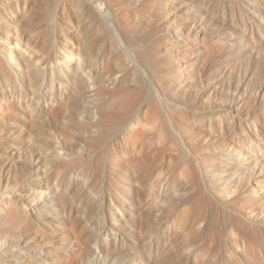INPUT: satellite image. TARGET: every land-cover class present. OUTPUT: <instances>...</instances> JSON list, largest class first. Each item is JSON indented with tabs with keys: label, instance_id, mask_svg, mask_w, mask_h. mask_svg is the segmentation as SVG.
Masks as SVG:
<instances>
[{
	"label": "rangeland",
	"instance_id": "1",
	"mask_svg": "<svg viewBox=\"0 0 264 264\" xmlns=\"http://www.w3.org/2000/svg\"><path fill=\"white\" fill-rule=\"evenodd\" d=\"M86 2L0 0L41 39L0 73V264H264V0H115L94 101L56 60Z\"/></svg>",
	"mask_w": 264,
	"mask_h": 264
},
{
	"label": "bare ground",
	"instance_id": "2",
	"mask_svg": "<svg viewBox=\"0 0 264 264\" xmlns=\"http://www.w3.org/2000/svg\"><path fill=\"white\" fill-rule=\"evenodd\" d=\"M108 1H109V3H108ZM108 1L87 0V2L85 3V7L87 8L86 9L87 11L85 12V14L87 16V20L89 22H91V23H89V26H87V28L83 27V26L81 27L82 19L77 14L78 10L68 13L67 17L65 18L66 19L65 22H66L68 27H66V29H63V33H64L63 34L64 35L63 42L59 43L60 44V46H58L59 51H58V55L56 57L57 58L56 59L57 60V66H59V68L61 67V69L62 68L72 69L76 74L82 73L81 78L78 76H75V74L73 77H71V78L75 79L74 80L75 83L72 86L74 88L75 87L80 88L82 86L83 87L85 86L87 92L89 93V95H88V97H90L89 100H92V101L95 100L94 96L96 95L95 91H94V89H95L94 84H96L95 83L96 78H95L94 73H92L93 72L92 69L94 68V65H97V66L99 65L97 55H96V51H95L93 45L98 44L99 41L101 40V38L104 36L103 27H105V28L108 27L109 29H111L110 26L112 24V19H114L113 13L111 11V9H112L111 6L114 5L113 2L115 0H111V1L108 0ZM72 5H75V4H72ZM75 7L78 8L79 6L76 5ZM22 15H23V13H22ZM27 17H29V20L27 19ZM32 17H34V16H32ZM31 18H30V12L25 13V10H24V17L22 19H15L14 18V19L10 20L9 24H7L5 27V30H7V32L5 33L6 38H0V54L5 59V61H4L5 63L4 62L1 63L0 73L4 77L9 75V73L11 71L10 70L11 67L12 68L14 67V70L16 69L17 71H21L22 65L28 59V58L26 59V57H28V54H27L28 51H26V49H28L30 51L34 50V52L35 51L37 52L38 48L40 47V42H41L40 32L35 31V29L33 27L34 20H32ZM114 31L115 30L111 29L112 34ZM122 38H125V37H122ZM40 49H41V47H40ZM25 54H27V56ZM122 54H123V52H122ZM123 56L125 57V53L123 54ZM82 63H84L85 66ZM10 64L12 66H10ZM99 75H101V72H99ZM66 77H68V76H66ZM119 84L121 85V83H119ZM126 85L128 86V84H126ZM121 92H122V90H121ZM138 94L139 93H137L136 95H138ZM134 95L130 94L129 96L123 95L122 97H120V100H119L120 111L124 110V111H126V114H128V115H132L136 112L137 106L139 103V99L142 97H140V95H138V96L135 95V97H134ZM161 100L162 99H160V103H161ZM159 108H160V106H159ZM97 112L98 111H93V114H90L89 116L96 117ZM137 113H138V110H137ZM154 113H157V112L155 111ZM164 131L161 132L160 135L163 136L164 139H166L167 130H165V128H164ZM50 132H52V131H50ZM50 132H49V134H47L48 136H51ZM50 138H52V137H50ZM137 138H138V136H137ZM44 139L47 141L48 138L45 137ZM147 142H148V140H147ZM50 143H52V142L48 141L47 145H49ZM49 150H50V148H49ZM57 155H58V153H56L53 150L52 155H47V158H51L52 160L56 161V159H58Z\"/></svg>",
	"mask_w": 264,
	"mask_h": 264
}]
</instances>
